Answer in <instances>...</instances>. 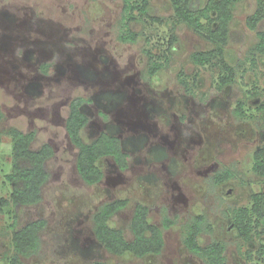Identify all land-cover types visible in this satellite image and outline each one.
<instances>
[{
  "label": "rangeland",
  "instance_id": "1",
  "mask_svg": "<svg viewBox=\"0 0 264 264\" xmlns=\"http://www.w3.org/2000/svg\"><path fill=\"white\" fill-rule=\"evenodd\" d=\"M123 5L124 0H0V196L12 190L6 179L12 167L10 128L36 131L33 149L50 143L55 150L47 162L50 178L42 201L17 210L18 227L39 218L48 222L38 252L22 257L23 263L207 264L183 241L186 224L205 214L214 231L203 233L201 244L224 241L227 264H264V218L259 233L246 242L232 216L233 209L251 205L253 193L264 192V175L253 169L254 153L264 144V55L256 66L246 58L257 41L246 25L256 0L234 5L233 28L242 39L227 46V58L237 78L222 89L218 71L191 58L211 44L184 23L175 31L178 40L167 66L150 75L145 49H165L169 26L136 22L140 39L123 42ZM150 11L163 18L173 13L170 0H152ZM51 62L53 73L41 70ZM77 96L90 99L82 106L90 118L84 139L106 131L121 138L131 154L126 170L112 157L104 158V178L95 185L79 174L78 148L66 129L69 105ZM239 101L245 103L246 118L235 113ZM224 170L233 177L217 183L214 176ZM118 198L129 199V205L111 224L128 239L137 202L151 207V222L175 221L164 231L160 254L116 256L97 240L94 213ZM12 222L0 212V264H8L13 253Z\"/></svg>",
  "mask_w": 264,
  "mask_h": 264
},
{
  "label": "trees",
  "instance_id": "2",
  "mask_svg": "<svg viewBox=\"0 0 264 264\" xmlns=\"http://www.w3.org/2000/svg\"><path fill=\"white\" fill-rule=\"evenodd\" d=\"M244 0H170L173 13L163 18L153 15L150 11L152 0H124L121 14L122 31L119 39L127 43H135L140 39L141 32L135 31L133 25L140 21L167 23L170 29L168 45L162 48V53H155L146 48L149 58L148 73L154 75L163 70L171 56V47L178 40L175 33L177 27L184 23L195 33L206 39L211 47L198 50L191 54L192 61L197 66H210L218 71V88L222 89L237 78L236 67L228 61L227 46L232 40H241L242 35L233 28L235 19L234 5ZM246 25L256 32L257 41L249 48L247 59L256 66L258 56L264 55V0H256V9L247 16ZM151 36H147L150 43ZM41 70L51 74L54 63H44ZM184 74V73H182ZM194 78H198L195 73ZM197 80V79H196ZM181 83L190 91L187 80L181 78ZM90 102L82 96L73 98L69 105V115L66 129L71 142L78 148L77 169L83 180L89 185L100 183L104 178L101 161L112 157L121 170L130 166L131 154L124 150L121 138L102 131L92 141H86L83 132L90 122L89 116L82 110V106ZM245 103L238 102L236 115L240 118L248 117ZM4 115L0 109V122ZM11 137L10 173L6 174L7 182L12 190L6 196H0V212H6L13 219L12 247L13 253L8 256V264H24L22 257L36 254L41 245L42 232L47 227V220L39 218L18 227L17 210L21 206L35 205L43 199L44 185L50 178L47 162L55 154L50 143H44L38 149L32 144L36 138V131L24 132L12 127L7 131ZM253 169L264 175V144L254 153ZM217 183L233 177L230 170L216 173ZM129 205V199L118 198L105 202L94 213V233L97 240L116 256L132 255L142 258L160 254L165 247V229L170 228L175 221L165 217L162 225L150 221L151 207L143 202H137L130 223L133 238L128 239L123 229L113 226V216ZM235 226L239 229L244 241L253 240L257 227L264 218V192L253 193L252 203L232 210ZM214 227L205 214L195 215L184 228L183 241L187 249L202 258L207 264H227L226 243L221 240L203 245L199 237L203 233H212ZM264 248L260 249L261 252ZM249 255L250 252H249ZM94 264H110L104 260H97ZM115 264H127L118 262Z\"/></svg>",
  "mask_w": 264,
  "mask_h": 264
}]
</instances>
